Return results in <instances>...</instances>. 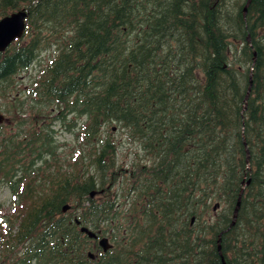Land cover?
<instances>
[{
  "label": "trees",
  "instance_id": "trees-1",
  "mask_svg": "<svg viewBox=\"0 0 264 264\" xmlns=\"http://www.w3.org/2000/svg\"><path fill=\"white\" fill-rule=\"evenodd\" d=\"M246 2L0 0V18L27 11L0 52V98L52 51L35 101L15 97L0 126L18 211L0 215V244H21V264H264V0ZM71 116L84 118L73 162L51 127L72 130ZM112 124L133 144L128 165Z\"/></svg>",
  "mask_w": 264,
  "mask_h": 264
},
{
  "label": "rangeland",
  "instance_id": "rangeland-1",
  "mask_svg": "<svg viewBox=\"0 0 264 264\" xmlns=\"http://www.w3.org/2000/svg\"><path fill=\"white\" fill-rule=\"evenodd\" d=\"M52 57V51L43 50L39 53L37 60L34 62L32 67L18 74L14 78V84L10 86V96L8 98H0V112L4 113L5 106L9 103L13 105L15 101V97L25 99L26 101L35 100L32 98V94L30 93V86L33 84V80L39 73V70L46 64V62ZM27 101V103H29ZM30 104V103H29ZM26 106V104H25ZM55 106H52L50 110V106L48 111L52 113L54 111ZM69 119L76 121V126L73 127L72 130H68V125L63 122H55L52 124V129L54 132L52 133L55 144L57 145L56 153L58 156V160H64L73 162L75 159L79 158L81 148L85 151V146L83 145V140L81 137H77V133L80 130V125L84 121L83 117L71 116ZM5 124H9L8 120H4ZM48 119H44L43 123H48ZM114 130L111 132V136L114 138L116 143L118 144V159L124 165H128L133 155L131 154V150L134 148L133 144L127 141L125 136H123L120 127L117 124H112ZM71 128V127H70ZM7 129V128H6ZM104 134H108L107 128L102 130ZM85 168V164L82 165V169ZM13 196L8 189V185L4 182L0 183V215H8L11 212L16 213L18 211H13ZM0 221L2 219L0 218Z\"/></svg>",
  "mask_w": 264,
  "mask_h": 264
},
{
  "label": "water",
  "instance_id": "water-1",
  "mask_svg": "<svg viewBox=\"0 0 264 264\" xmlns=\"http://www.w3.org/2000/svg\"><path fill=\"white\" fill-rule=\"evenodd\" d=\"M250 2V0H247V4ZM244 12H246V6L244 7ZM27 18V11L25 8L19 9L17 11H14L8 15H5L4 17L0 18V52L4 51L15 39L20 38L25 30V20ZM249 93V91H248ZM248 93L246 96H248ZM5 116L3 113L0 112V125L4 122ZM96 191H92L90 193V197H93ZM219 206L218 203H215L213 206V210L215 211L217 207ZM240 206V196L238 197V200L236 202L234 211H233V216H232V222L230 224V227L234 224L238 209ZM70 208L69 204H65L62 207V211L65 212ZM193 219H191V222ZM76 224H79V221L75 219ZM228 227V229L230 228ZM226 229V231L228 230ZM80 231L85 233L90 239H97L98 240V245L101 247L103 252H106L108 249L111 248V243L109 242V239L105 236L100 237L98 239V235L94 233L92 230L89 228L82 226L80 227ZM219 234V239L218 242L220 241V235ZM218 249L220 247L218 246ZM87 256L90 259H94V254L92 252H88Z\"/></svg>",
  "mask_w": 264,
  "mask_h": 264
},
{
  "label": "flooded vegetation",
  "instance_id": "flooded-vegetation-1",
  "mask_svg": "<svg viewBox=\"0 0 264 264\" xmlns=\"http://www.w3.org/2000/svg\"><path fill=\"white\" fill-rule=\"evenodd\" d=\"M112 183V182H108ZM11 249V250H10ZM22 249V245L18 244L15 247L13 246V243L6 245V244H0V263L2 264H21L22 260V252L20 251Z\"/></svg>",
  "mask_w": 264,
  "mask_h": 264
}]
</instances>
